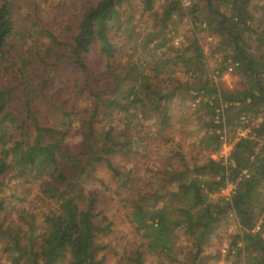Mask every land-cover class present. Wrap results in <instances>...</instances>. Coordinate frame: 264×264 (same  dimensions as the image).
Returning a JSON list of instances; mask_svg holds the SVG:
<instances>
[{
    "label": "trees",
    "instance_id": "16d2710c",
    "mask_svg": "<svg viewBox=\"0 0 264 264\" xmlns=\"http://www.w3.org/2000/svg\"><path fill=\"white\" fill-rule=\"evenodd\" d=\"M132 1L0 0V209L7 198L19 205L13 221L1 216L0 264H105L106 254L115 264H264V0H190L185 12L180 0ZM183 17L186 41L170 46ZM201 32L215 39L207 54ZM214 54L219 84L207 76ZM64 58L75 78L56 72ZM228 68L238 87L221 86ZM52 86L64 95L43 103L47 117L38 106ZM221 103L226 127L261 115L227 166L209 156ZM242 169L235 192L217 196ZM94 180L121 195L132 241ZM228 216L232 251L204 254ZM116 229L124 246L102 242Z\"/></svg>",
    "mask_w": 264,
    "mask_h": 264
},
{
    "label": "rangeland",
    "instance_id": "374dc122",
    "mask_svg": "<svg viewBox=\"0 0 264 264\" xmlns=\"http://www.w3.org/2000/svg\"><path fill=\"white\" fill-rule=\"evenodd\" d=\"M156 2L159 4L160 0H156ZM132 4L134 7L137 8V1L133 0ZM190 4V0H186L183 1L180 0V7L182 11H186L189 7ZM69 5V4H68ZM67 5V2L64 1L63 3H61V5L59 7L65 8ZM137 16V9H136V14ZM178 33L177 35L172 39V41H170L168 44L170 46H182L185 41H186V35L188 34V31L191 29V25H190V21L188 20L187 17H183L182 21L180 22V24H178ZM198 37V41L200 46L202 47V50L204 53L207 54L208 49L213 45L215 39L211 36H208L205 32L204 33H200L199 35H197ZM219 59V56L214 54L211 57H207L206 58V67H207V76L212 80L215 81L216 84H219L218 79H216V64L217 61ZM70 61L68 60V58H64L61 62H59V64L56 66V72H61V73H69L72 78H75V72L73 71V69L71 68V64H69ZM100 63L98 64V67L95 68L90 60V70L93 71L94 73H96L97 71H99V67H100ZM178 74V72H176ZM221 82H223L221 84L222 87L225 88H234V87H238V81H239V77L235 74L230 73V71H226L225 73H223L220 77ZM64 92L63 91H58L56 90L55 86H52L51 90H49V92H46L44 94V99L42 101H40L39 103V112L43 114V116H47L50 117L49 114L46 112L45 107L43 106V103L45 105L53 104V105H58V102H60L61 98L63 97ZM190 106V108H192V105H188ZM49 122H51V119H49ZM198 124V122H196ZM189 127H186V130H188ZM198 132H193V135L197 134ZM192 135V127L191 130L189 132V134H184L182 137L183 140L185 141V143L189 142H193L191 141V137ZM176 138H178V136L176 135ZM212 159L216 160L219 158V153L217 151H213L210 153L209 155ZM97 171V172H96ZM92 175H96L99 177V179L104 182L106 184V186L110 187V176L109 173H107L105 171V169L103 167H96L95 169H93L92 171ZM97 187L99 188L102 198H115L113 201H102V203L100 204L101 208L105 211V213L107 214L108 218L111 219L114 222V228L116 227L117 229L121 230V232L124 234V238L127 241H132V237H131V228L128 224H126L124 222L123 219V209L121 206L117 205L116 202V196H121V195H117L114 194L112 191V193H108V191H105V189L103 190L102 186L100 185V181L99 180H94V183L91 184V186ZM107 187V188H108ZM37 189L36 183L31 184L29 186V193H34ZM29 193L25 194V198H29L30 195ZM217 196H220V193H216ZM10 203L13 204L14 207L10 208ZM112 203L114 205H112ZM112 206H115L114 209H110ZM18 202L15 199H11V198H7L5 200V203L3 205H1V209H0V220H1V216L3 213H5L6 215V221H10V220H14L15 219V208H18ZM231 216V215H230ZM228 216L230 218V223L229 225L225 228L224 232L220 235V242H215L212 243L207 250H205L203 253L204 254H208L209 252H213L214 250H218V252L220 253V248L223 245H228L229 240L236 234V224L233 220H231V217ZM6 224V223H5ZM114 230L113 233H109L106 236H103L101 238L102 242L104 241H110L113 245H115V247H119V246H124V242L122 241H115V238L117 237V232L118 230ZM115 250V249H114ZM208 252V253H207ZM224 254L220 253V257L223 256ZM2 261V259H1ZM104 261L105 264H115L116 263V258H113L110 254H106L104 257ZM201 264H224L222 262L221 259H212V260H207V259H202Z\"/></svg>",
    "mask_w": 264,
    "mask_h": 264
},
{
    "label": "built area",
    "instance_id": "2783aa9c",
    "mask_svg": "<svg viewBox=\"0 0 264 264\" xmlns=\"http://www.w3.org/2000/svg\"><path fill=\"white\" fill-rule=\"evenodd\" d=\"M183 1L186 0H182V2ZM227 70L229 71L230 68H228ZM225 106V103H221L219 108L215 109L213 122L215 124H218V127L215 128V132L219 134V144L215 150L219 153V158L216 160L220 161L222 165L227 166L233 164L232 159L230 158V151L233 144L240 138L250 133L251 128L253 126H256V124L261 120V115H258L254 119L251 118L250 114H248L247 112H242L241 114H239L237 121L234 122L231 127H226V114L224 112ZM248 176V171L242 169L240 174H238L235 179L226 181L225 184L219 189L218 192L220 193V196L224 197L225 199L229 198L235 192L237 182L243 177ZM254 229L257 230L258 225H256ZM220 251L221 254H225L228 253V251H232V248L229 247V245H223L220 248ZM239 264H244V262L241 261Z\"/></svg>",
    "mask_w": 264,
    "mask_h": 264
}]
</instances>
